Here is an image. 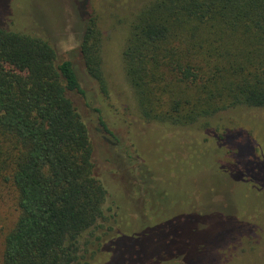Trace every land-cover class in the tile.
Masks as SVG:
<instances>
[{"label": "trees", "instance_id": "obj_1", "mask_svg": "<svg viewBox=\"0 0 264 264\" xmlns=\"http://www.w3.org/2000/svg\"><path fill=\"white\" fill-rule=\"evenodd\" d=\"M89 5V0H74L81 23L78 51L86 73L105 94L101 32ZM4 14L0 15V131L11 135L17 146L7 180L17 190L19 214L5 236L1 264H75L82 257L78 238L83 232L97 226L128 227L122 224V207L111 186L117 169L110 164L117 157L124 172L133 141L124 142L108 119H100L112 145L121 149L109 147L105 152L109 159L98 158L89 124L77 106L84 90L72 62L59 61L49 40L9 27ZM122 61L139 115L129 121L122 115V123L118 122L136 137L149 131L173 163L171 152L185 140H199L178 128L200 120L208 128L212 116L232 107L264 109V0H147L133 16ZM202 141L223 170L235 171L247 186L257 184L251 173L243 171L264 168L249 133L240 127L207 129ZM138 157L136 174L143 187L146 181L140 169L146 164L142 155ZM190 173L195 176V209L213 217H171L162 227L178 228L176 238L172 233L162 241L158 256L136 263L162 264L176 258L178 264L217 263L224 255L219 250L222 244L240 240L243 231L264 221V217L240 219L239 212L238 217L224 218L225 227L218 234L204 237L214 216L224 215L239 202L224 199L214 186L212 194L218 201L202 206L198 176ZM186 196L192 199L190 191Z\"/></svg>", "mask_w": 264, "mask_h": 264}, {"label": "rangeland", "instance_id": "obj_2", "mask_svg": "<svg viewBox=\"0 0 264 264\" xmlns=\"http://www.w3.org/2000/svg\"><path fill=\"white\" fill-rule=\"evenodd\" d=\"M146 1L89 0V7L95 13L97 27L101 32V68L106 83L104 94L86 73L78 51L81 23L78 9L74 10V0H0V10L5 13V23L9 27L49 40L56 49L59 61L67 59L72 62L84 90L83 99H77V106L89 124L98 158H107L105 152L109 147L113 150L121 149L117 144L112 145L110 136L103 132L104 127L100 119H108L113 129L121 134L124 142L133 141V144L129 145L130 159H127L126 170L122 172V161L117 160V157L114 158L115 163L110 164L113 169H117L112 173L115 180L112 178L111 186L122 207V224L130 227L131 230L128 227L127 229L132 233L128 234L129 230L121 226L111 229L97 226L83 232L78 238L79 254L82 257L75 264H139L136 263L137 259L147 260L158 256L164 248L161 243L166 237L169 238L173 233V238H176L178 228L174 226V229L167 230V227H162L171 217H185L186 214L190 217H213L208 212L200 213L195 209V176L190 171L198 176L202 206H209L218 201L212 194L214 186L218 187L216 193L224 199L232 198L239 202L234 203L224 215L214 216L217 218L211 220L210 228L204 237L210 232L217 231L218 234V231L225 227L224 218L238 217L239 212L240 219L264 217V168L260 171L255 168L243 170L251 173L257 181L256 185L247 186L239 181L235 171L227 173L223 170L221 162L211 158L207 146L202 144L205 142L202 140L206 137L207 129L222 131L240 127L249 133L255 154L264 160V109L232 107L212 116L208 128L202 120L178 128L189 131L191 137L195 135L199 140H185L178 150L171 152L170 158L175 164L165 157L149 131L143 130L136 137L123 131L118 122L122 123V115L127 121L138 118L139 115L135 93L125 76L122 50L133 16ZM6 2L8 10H5ZM95 108L99 112L96 113ZM110 114L113 116H109ZM16 151L15 139L0 131V264L5 236L14 226L19 214L17 190L12 182L7 180L12 172L11 163L16 157ZM221 151L226 153L224 148H221ZM136 155H142L146 164L144 169H140L146 181V186L143 187L136 174L139 161ZM124 174L133 183H127ZM189 191L192 197L190 201L186 196ZM236 192L240 194V198ZM164 217L170 218L165 220ZM231 220L233 225L235 221ZM134 231L137 236L132 235ZM123 234L127 236H122ZM219 250L224 255L213 264H264V221L261 219L254 228L243 231L240 240L235 238L225 242ZM179 261L180 259L176 258L162 264H178Z\"/></svg>", "mask_w": 264, "mask_h": 264}]
</instances>
